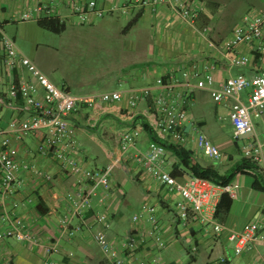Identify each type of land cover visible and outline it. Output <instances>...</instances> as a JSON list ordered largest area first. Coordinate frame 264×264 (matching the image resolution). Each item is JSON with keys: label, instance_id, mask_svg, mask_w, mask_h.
Masks as SVG:
<instances>
[{"label": "crops", "instance_id": "obj_1", "mask_svg": "<svg viewBox=\"0 0 264 264\" xmlns=\"http://www.w3.org/2000/svg\"><path fill=\"white\" fill-rule=\"evenodd\" d=\"M41 1L53 3L61 15L59 20L62 22L74 23V19L77 18L71 12V0H0L1 28L6 32L13 24L37 23L39 18L20 21L19 17ZM96 1L98 6L105 10L104 16L96 18L91 24L79 23L80 25L92 26L97 21H105L107 18H110V21L114 18H131L120 33H112L115 37H122V40H129L123 47L119 42L121 47L115 48L111 53L119 60L117 67L112 65L116 67V73L112 75L117 80L111 84H96L95 87H76V93H72L69 86L58 85L47 77L56 86L67 89L77 97L121 92L122 99L117 103L101 104L100 108L94 111L84 107L70 117L71 123L76 127L77 159L87 168L92 169L91 166H94L93 168L97 170L115 163L109 189L106 192L95 191L93 194L94 212L106 210L111 212V227L107 230L109 240L120 252L121 240L134 228L132 216L139 212L143 204H149L157 209L162 239L159 241L147 239L142 242L139 258L154 262L160 258L158 254L171 250L172 254H175L174 260L166 263L160 258L166 264H189L191 261L197 262L198 259H202L205 264H264L263 241L254 242L251 248L241 255H235L234 242L229 239L232 231H241L248 223H264V192L253 188L254 176L259 173L264 175V161L256 164L258 170L245 169L235 176L232 183L238 186L236 197L232 198L229 212L224 217L217 218L223 224L224 230L215 235L198 224H182L176 210V204L182 200L179 193L170 192L159 184L151 173L134 160L135 150L123 146L120 141L121 135L133 126L143 125L144 122L148 124L150 114L157 113V95L165 92L173 103L181 104L187 110L185 129L188 138L184 147L192 151L200 164L204 166L219 164L220 169H217L221 174L227 173L238 164L235 163L233 154L224 151L225 158L221 162H213L204 156L196 147L193 131V126L198 124L210 137L204 130L207 126L205 120L198 119L192 109V106L205 97L213 101L205 82L207 73L212 76L213 85L218 87L230 77L239 74L250 77L261 68L260 63L253 57L249 45H242L235 54L248 56L250 64L242 67L231 64L229 56L231 53H228L224 43L231 37L239 22L231 27L232 18H221L217 14L225 8V0H200L204 9L194 25L167 8L136 7L124 13L123 7L129 0ZM132 21L134 22L130 24ZM133 28L137 30L132 32ZM204 29L207 31L204 32ZM21 32L22 30L19 35L22 36ZM2 54L0 47V56ZM233 54L234 52L231 56ZM211 66L214 68L211 69ZM194 73L198 75L194 76ZM159 78L163 79L164 85L157 84ZM32 80L22 66L10 70L0 65V93L5 97L8 96L12 82ZM139 89L149 90V95L145 96L135 109L134 120L128 121L124 115L131 111L128 105L129 95ZM242 97L247 103V93H243ZM213 103L219 116L229 121L235 141L234 128L229 119L231 102ZM251 113L256 137L264 140V113ZM31 117L30 111H18L0 105V123L4 129H7L12 121L23 122ZM89 120H97V125L91 127ZM45 135L46 131L40 130L15 143L19 160L28 162L31 170L19 172V178L23 183L9 204L14 201L19 203L15 210L16 216L20 217L43 243L48 241L58 243L60 251L50 256L58 264H104V256L89 230L83 228L70 239L59 237L58 220L69 213L66 192L73 191L76 184L74 176L63 171L52 157L39 154L38 147ZM151 140L150 135L143 131L136 140L137 149L145 150ZM168 156L175 162L169 153ZM171 168L172 166H169L167 169L170 171ZM39 171L51 175L52 179L46 181L43 176L36 173ZM1 175L0 168V179ZM134 207H137L136 211L129 215V209ZM1 212L0 208V216ZM87 222L92 224L93 232L101 227L94 222L91 213L87 216ZM77 223L79 221L74 219L73 224ZM2 227L0 219V228ZM150 227L148 215L144 214L136 225V235L139 238L145 237ZM193 248L196 250L193 251ZM183 257H187L189 262H183ZM46 259L43 246L14 239L0 241V264H43ZM222 259H225V262H222Z\"/></svg>", "mask_w": 264, "mask_h": 264}, {"label": "built area", "instance_id": "obj_2", "mask_svg": "<svg viewBox=\"0 0 264 264\" xmlns=\"http://www.w3.org/2000/svg\"><path fill=\"white\" fill-rule=\"evenodd\" d=\"M136 7L167 8L194 25L201 15L204 6L200 0H129L123 7V12L132 11ZM53 3L43 1L35 4L30 10L19 17L20 21H28L37 18L49 17L60 19L61 15ZM71 12L77 17L80 24H91L96 18H102L105 10L98 6L96 0H71ZM207 29H204L206 32ZM242 45L252 48V55L260 63L261 68L248 77L239 74L228 78L218 87L213 85V78L206 75L211 98L215 103L231 102L229 119L234 128L236 140L244 139L245 143L241 152L244 157L254 164L264 161V140L256 137L255 124L252 113H264V14L252 13L244 15L241 22L234 28L232 35L224 46L230 56L233 66L242 67L250 64V58L245 55H236V51ZM0 47L3 54L0 56V65L10 70L22 66L33 78L27 82H12L8 89V96H0V105L18 111H30L32 117L23 122L12 121L7 129L0 123V219L3 227L0 228V241L14 239L31 242L36 246H43L47 259L43 264H58L50 256L60 251L55 241L43 243L32 232L28 225L18 216L16 208L19 203L9 201L18 192L23 180L19 178V172L30 171L28 162L20 161L16 142H21L29 134H36L40 130L46 131L42 144L38 147L39 154L52 157L58 166L65 172L74 176L76 188L66 192V200L69 213L58 220L60 238L70 239L83 228L91 232L94 242L100 247L104 256V264H166L160 258L149 262L139 258L140 246L147 239L159 241L162 239V227L155 206L143 204L139 212L132 216L134 228L120 242V252L109 240L107 230L111 227V212H94L93 194L95 191L106 192L111 186V178L115 163L103 169H89L81 163L76 155V127L71 123L70 117L82 108L98 110L101 104L117 103L122 99L121 92L103 93L97 96H74L67 89L56 86L47 75L41 71L35 62L25 56L16 45L13 38L6 34L0 26ZM214 68L213 66L210 67ZM188 75V73H185ZM198 73H194L197 76ZM158 85H164L159 78ZM247 93V103L242 94ZM149 90H134L129 95L130 112L124 117L128 121L135 118V109ZM22 102V103H21ZM157 113L150 114L148 125L151 127L157 140L149 141L145 150H138L136 140L144 131L143 125L138 124L124 132L120 141L125 147L135 150L134 160L151 173L159 184L165 186L170 192H177L182 200L176 204L179 221L184 224H198L206 231H212L215 235L224 230V226L216 217V207L223 194L230 198L236 197L237 185L234 183L225 186L217 185L211 181L199 177L184 175L175 177L167 168L173 166L166 148L159 141H170L184 146L188 136L185 121L187 110L181 104L173 103L168 94L161 92L156 97ZM97 120H89L91 127L97 125ZM195 134L194 142L197 149L213 162H221L225 155L202 131L198 124L193 126ZM3 136V138L1 137ZM50 181L52 176L43 172H36ZM93 214L94 222L101 227L92 231V224L87 222L88 214ZM144 214L148 215L151 224L145 237L136 235V225ZM77 219L79 223L73 224ZM229 239L234 242L233 252L241 255L251 248L254 242H264V223H248L241 231H232ZM196 250L193 248V251ZM72 255V253H70ZM225 262V259H222Z\"/></svg>", "mask_w": 264, "mask_h": 264}, {"label": "rangeland", "instance_id": "obj_3", "mask_svg": "<svg viewBox=\"0 0 264 264\" xmlns=\"http://www.w3.org/2000/svg\"><path fill=\"white\" fill-rule=\"evenodd\" d=\"M225 4V8L217 14L221 18H232L231 27L240 23L249 12L264 14V0H225ZM130 19L121 17L110 21V18H107L105 21L100 20L92 26H87L80 25L75 18L74 23H66V29L61 33L43 29L36 22L18 23L11 25L6 33L15 37L18 48L56 84L69 86L72 93H76V87H95L96 84H111L117 80L112 74L116 73L119 60L111 53L115 48L127 45L129 40H122V37H115L112 33H120ZM20 30L22 36L19 35ZM135 30L137 29L133 28L132 32ZM192 109L198 119L205 120L207 126L204 130L221 152L233 154L235 163L241 162L243 159L241 150L245 140L241 138L234 141L229 121L219 116L213 101L205 97L192 106ZM215 139L220 140L215 142ZM214 166L220 169L219 164L215 163ZM91 167L94 169V166ZM136 208L129 209L128 214L132 215ZM157 256L166 263L175 258L171 250ZM182 261L189 262V259L183 257ZM189 264L205 263L198 259L197 262L191 261Z\"/></svg>", "mask_w": 264, "mask_h": 264}, {"label": "trees", "instance_id": "obj_4", "mask_svg": "<svg viewBox=\"0 0 264 264\" xmlns=\"http://www.w3.org/2000/svg\"><path fill=\"white\" fill-rule=\"evenodd\" d=\"M134 21L130 22L132 24ZM37 24L46 30L54 33H61L66 29V23L60 21L58 18L43 17L37 21ZM17 83V82H16ZM0 96H3L0 93ZM143 122V121H142ZM144 131L147 132L152 140H157L151 127L144 122ZM167 150V152L175 159L173 162L171 174L175 177H183L189 175L192 177H199L207 179L214 184L225 186L232 183L235 176L245 169L258 170L256 164L251 163L247 159L243 158L241 162H238L227 173L221 174L214 165L204 166L200 164L195 158L191 150L184 146L174 144L170 141H159ZM253 188L257 191L264 192V175L259 173L254 176ZM232 205V198L228 194H223L216 207V217H224L230 210Z\"/></svg>", "mask_w": 264, "mask_h": 264}]
</instances>
